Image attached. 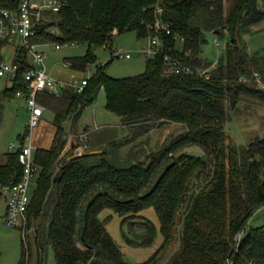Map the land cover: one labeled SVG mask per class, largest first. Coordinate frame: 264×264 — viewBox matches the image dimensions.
Returning <instances> with one entry per match:
<instances>
[{
	"label": "trees",
	"instance_id": "16d2710c",
	"mask_svg": "<svg viewBox=\"0 0 264 264\" xmlns=\"http://www.w3.org/2000/svg\"><path fill=\"white\" fill-rule=\"evenodd\" d=\"M259 1L63 0L57 13L48 14L35 41L87 44L84 55L65 58L79 71L97 61L95 49L111 48L116 35L134 31L139 39L147 38L158 7L172 34L166 36L168 48L147 58L140 74L112 77L107 62L97 64L80 92L68 87L59 96L41 93L44 106L56 113L57 131L49 148L34 152L40 172L27 216L28 228L36 227L42 216L48 224L46 230L34 229L35 249L22 238L18 264H33L37 251L35 264H43L45 244L52 246L56 264H160L177 242L178 249L168 260L165 257L164 264H264V223L248 227L264 206V136L239 150L225 131L227 110L235 108L242 95L264 102V88L258 87L254 76L257 72L264 81V56L250 53L244 39L264 20ZM18 5L19 0H0V8L16 11ZM207 32L221 38L229 35L215 68L207 75L166 71L167 52L193 69L210 68L214 61L203 54ZM7 45L0 41V63ZM13 62L19 69L12 86L4 90L10 96L28 88L24 74L33 67L25 47H17ZM101 89L105 107L124 125L138 126L140 131L168 122L183 125L186 131L145 160L132 153L113 156L106 150L62 158L67 144L64 121L78 119ZM18 139L20 146L9 151L0 165V182L6 186L22 176L19 153L26 133ZM193 145L204 155L185 152ZM147 208L155 210L160 226L141 214ZM105 209L119 214L122 226L128 223L131 230L123 236L130 245L149 246L160 232L163 241L154 255L143 262L126 261L106 221L99 218ZM136 223L142 231L135 232Z\"/></svg>",
	"mask_w": 264,
	"mask_h": 264
},
{
	"label": "rangeland",
	"instance_id": "374dc122",
	"mask_svg": "<svg viewBox=\"0 0 264 264\" xmlns=\"http://www.w3.org/2000/svg\"><path fill=\"white\" fill-rule=\"evenodd\" d=\"M260 7L264 9V0L259 1ZM206 37L208 43L204 45V56L218 62V59L225 51L226 37L221 38L213 32H207ZM244 39L247 43L248 51L255 53L259 51L264 56V20L254 25L251 30L245 34ZM221 43L220 47L215 45V41ZM147 38L139 39L134 31H127L116 35L111 48L100 47L95 49L97 61L90 64L85 71L75 70L66 62V57L84 55L87 49V44H62L60 49L55 48V43L47 44L43 50L48 54L46 60L47 68L54 78H63L64 80L74 83V80H81L84 77H90L94 74L97 64H105L110 62L107 67V73L112 77H126L137 75L145 71L146 58L140 55V49L147 43ZM19 41H17L18 43ZM12 45H7L4 48V55L7 60H12L14 55L11 53ZM132 54L131 58L120 57L117 54V49ZM116 49V50H115ZM52 68V69H50ZM256 72V71H255ZM170 73V72H169ZM255 76V75H254ZM263 81L261 77L258 78ZM251 82V79H247ZM258 87L264 88V81L260 83L256 79ZM9 78L0 79V157L10 151V146L14 144L16 150L20 146L18 139L19 134H25L28 122L29 112L25 100L17 97H4L3 91L6 87H10ZM106 94L104 89L98 93L94 104L87 106L81 118L74 123V119L67 118L63 125L66 131L75 127L83 130L87 127L86 133H76L75 139L78 144H86L84 152L104 151L110 155H119L128 157L138 155L140 159H147V154L155 153L161 150L163 146L175 136L186 131L183 125L177 123L165 122L161 125H153L150 129H137L138 126H129L122 123L121 117L106 107ZM96 109V112H94ZM228 121L225 126V131L229 136V142L236 146L239 150L246 148L251 142L260 139L264 136V102L250 95H242L240 101L235 108H228ZM55 111L51 108L45 110L43 116V125L54 127ZM124 126V128H122ZM72 136V134H71ZM67 144L62 153V158H70V152L66 154L67 149H70V138L66 136ZM185 152L194 156L204 155V151L197 145L188 146ZM34 189V186L31 188ZM4 197L0 198V264H18L21 258V240L22 232L16 228L8 227L2 215ZM157 226H160L159 218L153 208H147L141 213ZM99 218L106 221V226L120 246L126 261L130 263L143 262L149 259L159 248L163 241L162 234L159 232L153 244L149 246H134L127 243L123 232L128 233L129 225L126 223L122 226V217L111 209H105L101 212ZM264 223V209L256 212L249 221L248 227L258 226ZM47 220L42 216L35 225L40 231L46 230ZM135 228V229H134ZM135 232L142 231L139 225L134 224ZM132 229V230H133ZM131 230V228L129 229ZM36 231V230H35ZM29 229L27 234V244L35 249L36 232ZM132 232V231H131ZM134 232V233H135ZM32 243V244H31ZM179 243V242H177ZM172 245L171 249H167L166 254L159 259L160 264L165 263V257L168 260L170 256L178 249L179 244ZM43 264H56L55 253L51 245L43 246ZM38 251L32 254V259L35 264Z\"/></svg>",
	"mask_w": 264,
	"mask_h": 264
},
{
	"label": "built area",
	"instance_id": "2783aa9c",
	"mask_svg": "<svg viewBox=\"0 0 264 264\" xmlns=\"http://www.w3.org/2000/svg\"><path fill=\"white\" fill-rule=\"evenodd\" d=\"M63 4V0H19L16 11L0 8V41H6L9 45L25 47L33 64V67L29 68L24 74L25 81L29 84L28 88L26 90H18L15 94L17 98H22L26 101L29 112L26 139L19 153V161L23 167L22 176L18 182L11 186H6L0 182V193L7 196L5 224L9 227L19 228L25 243H27L29 229H35V227L28 228L27 211L31 201V188L34 186L40 172V167L35 163V146L33 143V131L41 124L46 110L40 95L43 92H47L59 96L68 87H74L80 92L87 84V78L82 79L81 82L75 80L71 84L65 81H58L51 76L46 64L48 54L42 48L45 43L35 41L38 28L48 21V14L57 13ZM163 15V9L158 7L155 21L149 25L150 34L147 37L148 41L139 51L140 55L146 59L158 56L168 48L166 36L171 35L172 30L164 20ZM175 38L181 42L184 40L178 34H175ZM17 41L19 42L17 43ZM65 45H69V43ZM215 45L220 47V41L216 40ZM61 46L62 44L55 43L56 49H60ZM116 53L120 57H132L129 51L124 52L122 49H117ZM165 60L167 72L195 71L200 75H207L208 71L215 68L217 63L214 62L208 69H193L181 58L174 57L169 52L165 53ZM18 69V65L13 60L5 58L0 63V79L9 78L12 85L17 77ZM255 77L260 83H263V81L258 79L261 77L259 73L256 72ZM14 146L12 144L10 149L13 150ZM85 147L86 145H83V148L77 147L75 149L76 154L81 155ZM261 209H264V206Z\"/></svg>",
	"mask_w": 264,
	"mask_h": 264
},
{
	"label": "crops",
	"instance_id": "0c3cea01",
	"mask_svg": "<svg viewBox=\"0 0 264 264\" xmlns=\"http://www.w3.org/2000/svg\"><path fill=\"white\" fill-rule=\"evenodd\" d=\"M49 44H51V43H49ZM48 44V45H49ZM47 44L45 43V45H43L42 46V48L44 47V46H46ZM17 47L18 46H16V45H12V48H11V53L13 54V55H15V52H16V49H17ZM117 49V48H116ZM115 49V50H116ZM13 59H14V57H13ZM12 59V60H13ZM48 59V58H47ZM50 69H52V68H50ZM50 73V72H49ZM52 76V75H51ZM84 78H87V77H84ZM83 78V79H84ZM56 80H58V81H65V82H68V81H66V80H64L63 78L61 79V78H55ZM76 80V79H75ZM74 80V81H75ZM68 83H70V82H68ZM12 86V85H11ZM10 86V87H11ZM7 88V87H6ZM5 88V89H6ZM74 88V87H73ZM4 89V90H5ZM3 96L4 97H9V98H12V97H16V96H10V95H6L5 93H4V91H3ZM97 99V98H96ZM95 102V101H94ZM94 102L92 103V104H94ZM25 103H26V101H25ZM91 104V105H92ZM0 108H2V106L0 105ZM27 108V107H26ZM86 108V107H85ZM84 108V109H85ZM47 109V108H46ZM84 111V110H83ZM83 111H82V114H83ZM94 112L95 113H97L96 112V109H94ZM56 114V113H55ZM82 114L80 115V117L78 118V119H76V120H74V123H76L80 118H81V116H82ZM56 116V115H55ZM54 119H55V117H54ZM54 122V121H53ZM123 123V122H122ZM129 127V126H128ZM122 128H124V126L122 127ZM86 130H87V127L84 129V131L82 130H79L78 128H75V127H72V128H70V130L69 131H67V133H68V136H69V138H70V149H67V151H66V154L68 153V152H70V150H71V152L73 151V150H75V148H77V147H80V148H83V144H78V142H77V140L75 139V137H76V133H81V134H87L86 133ZM26 131H27V128H26ZM56 131H57V127H56V125H55V123H54V127H51V126H46V125H43V121L41 122V124L37 127V128H35L34 129V131H33V143H34V146H35V150L37 149V148H49L51 145H52V143H53V141H54V138H55V134H56ZM71 134H72V136H71ZM86 145V144H85ZM84 145V146H85ZM10 151H12L11 149H10ZM8 153H9V151L8 152H6L3 156H1L0 157V165L1 164H4L6 161H7V155H8ZM63 156V155H62ZM61 156V157H62ZM64 157V156H63ZM34 186H35V184H34ZM3 197H4V199H5V201L3 202V207H2V215H3V218H5V215H6V212H7V198H5V196H6V194H4V195H2ZM1 198V197H0ZM5 222V221H4ZM9 227V226H8ZM10 228H15V227H10ZM16 229H19V228H17L16 227ZM20 230V229H19ZM22 246H23V244H22V240H21V253H22Z\"/></svg>",
	"mask_w": 264,
	"mask_h": 264
},
{
	"label": "water",
	"instance_id": "95a60500",
	"mask_svg": "<svg viewBox=\"0 0 264 264\" xmlns=\"http://www.w3.org/2000/svg\"><path fill=\"white\" fill-rule=\"evenodd\" d=\"M233 39V38H232ZM233 41H234V39H233ZM76 149V148H75ZM102 151H93V152H90V154H98V153H101ZM86 154V152H84L83 151V153L81 154V155H85ZM77 156H80V155H77L76 154V151L75 150H73L71 153H70V160L71 159H74V158H76ZM5 198H7V196H5Z\"/></svg>",
	"mask_w": 264,
	"mask_h": 264
}]
</instances>
